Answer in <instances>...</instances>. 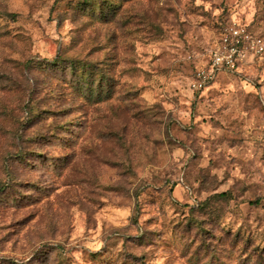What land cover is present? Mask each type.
Listing matches in <instances>:
<instances>
[{
  "label": "rangeland",
  "instance_id": "rangeland-1",
  "mask_svg": "<svg viewBox=\"0 0 264 264\" xmlns=\"http://www.w3.org/2000/svg\"><path fill=\"white\" fill-rule=\"evenodd\" d=\"M232 20L264 0H0V264H264V56L191 87Z\"/></svg>",
  "mask_w": 264,
  "mask_h": 264
},
{
  "label": "built area",
  "instance_id": "built-area-1",
  "mask_svg": "<svg viewBox=\"0 0 264 264\" xmlns=\"http://www.w3.org/2000/svg\"><path fill=\"white\" fill-rule=\"evenodd\" d=\"M263 56L264 37L252 31L248 24L232 20L222 25L218 38L207 50L205 64L195 71L191 87L202 90L220 72L234 70Z\"/></svg>",
  "mask_w": 264,
  "mask_h": 264
},
{
  "label": "trees",
  "instance_id": "trees-1",
  "mask_svg": "<svg viewBox=\"0 0 264 264\" xmlns=\"http://www.w3.org/2000/svg\"><path fill=\"white\" fill-rule=\"evenodd\" d=\"M212 46V45H211ZM210 48V47H209ZM254 61H256V60H254ZM253 62V61H252ZM249 63H251V62H249ZM248 64V63H247ZM244 65H246V64H241L238 68H236V69H234V70H237V69H239V68H241V67H243ZM228 71H231V70H228ZM223 72V71H222Z\"/></svg>",
  "mask_w": 264,
  "mask_h": 264
},
{
  "label": "crops",
  "instance_id": "crops-1",
  "mask_svg": "<svg viewBox=\"0 0 264 264\" xmlns=\"http://www.w3.org/2000/svg\"><path fill=\"white\" fill-rule=\"evenodd\" d=\"M206 62V61H205Z\"/></svg>",
  "mask_w": 264,
  "mask_h": 264
}]
</instances>
